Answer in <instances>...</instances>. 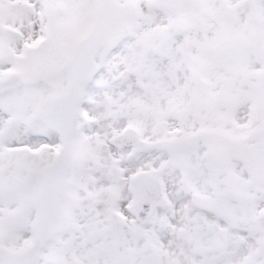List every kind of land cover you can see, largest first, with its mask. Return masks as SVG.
Listing matches in <instances>:
<instances>
[{
    "label": "snow or ice",
    "instance_id": "6c2138e0",
    "mask_svg": "<svg viewBox=\"0 0 264 264\" xmlns=\"http://www.w3.org/2000/svg\"><path fill=\"white\" fill-rule=\"evenodd\" d=\"M0 264H264V0H0Z\"/></svg>",
    "mask_w": 264,
    "mask_h": 264
}]
</instances>
